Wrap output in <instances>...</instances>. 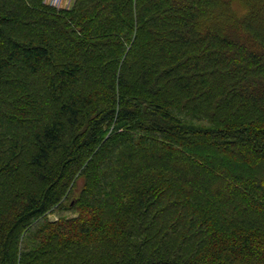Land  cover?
<instances>
[{
    "label": "trees",
    "instance_id": "trees-1",
    "mask_svg": "<svg viewBox=\"0 0 264 264\" xmlns=\"http://www.w3.org/2000/svg\"><path fill=\"white\" fill-rule=\"evenodd\" d=\"M0 264H264V0H0Z\"/></svg>",
    "mask_w": 264,
    "mask_h": 264
},
{
    "label": "rangeland",
    "instance_id": "rangeland-1",
    "mask_svg": "<svg viewBox=\"0 0 264 264\" xmlns=\"http://www.w3.org/2000/svg\"><path fill=\"white\" fill-rule=\"evenodd\" d=\"M73 1L74 0H45V3L56 8H70L73 5ZM236 5L242 6L240 4ZM69 217H73L72 214H69ZM50 219L57 220V217L56 215H51Z\"/></svg>",
    "mask_w": 264,
    "mask_h": 264
}]
</instances>
